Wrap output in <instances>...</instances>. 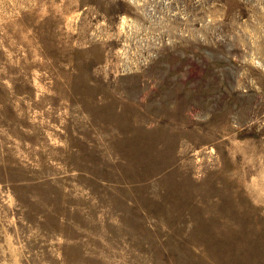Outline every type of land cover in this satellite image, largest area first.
<instances>
[{
  "label": "rangeland",
  "instance_id": "1",
  "mask_svg": "<svg viewBox=\"0 0 264 264\" xmlns=\"http://www.w3.org/2000/svg\"><path fill=\"white\" fill-rule=\"evenodd\" d=\"M0 264H264V0H0Z\"/></svg>",
  "mask_w": 264,
  "mask_h": 264
},
{
  "label": "bare ground",
  "instance_id": "2",
  "mask_svg": "<svg viewBox=\"0 0 264 264\" xmlns=\"http://www.w3.org/2000/svg\"><path fill=\"white\" fill-rule=\"evenodd\" d=\"M177 103V102H176Z\"/></svg>",
  "mask_w": 264,
  "mask_h": 264
}]
</instances>
